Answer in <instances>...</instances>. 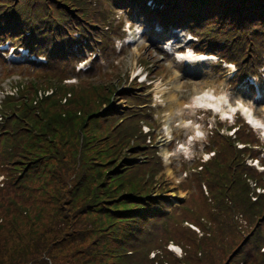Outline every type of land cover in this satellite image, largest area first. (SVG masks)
I'll return each instance as SVG.
<instances>
[{
  "label": "trees",
  "instance_id": "obj_1",
  "mask_svg": "<svg viewBox=\"0 0 264 264\" xmlns=\"http://www.w3.org/2000/svg\"><path fill=\"white\" fill-rule=\"evenodd\" d=\"M76 2L0 0V14L5 20L17 21L23 15L43 20L46 17L43 10L56 14L57 10H64L60 4L79 9ZM154 2L156 17L163 16V21L170 18L178 24L187 23L190 30L199 26L210 28L213 37L217 38L211 49L216 50L221 45L218 53L223 58L236 61L234 57H226L223 51L244 45L241 60L248 59L245 63L249 69L260 65L259 55L264 53V0ZM68 19L75 20L71 16ZM26 26V23L16 24L20 30ZM247 29L249 35L245 34ZM241 30H245L244 38L250 40L247 46L238 35ZM81 88L88 98L81 95ZM97 89L99 86L95 87ZM93 90L89 82H83L64 102L63 94L59 93L44 106H32V113L22 105L23 110L18 108L17 111L24 113L20 123L24 139L11 148L13 154L0 146V172L6 173L0 195L5 197L14 192L18 203V207L8 210L10 213L0 210V226L15 228L20 220L30 226L36 225L43 222L46 207H51V227L55 231L52 236L47 239L39 230V233L30 231L20 238L28 240L19 250L23 256L32 257L30 264H240V260H243L242 264H264V259L259 257H263L259 250L260 244H264L260 237L264 230V216H261V206L251 201L248 187L240 180L232 195L227 194L230 189L225 185V197L209 201L201 190L199 178H195L199 208L191 218L186 214L182 216L198 225L204 235L201 240H196L192 231L178 229V225L174 228V233H179L178 243L184 244L181 260L162 247L158 237L152 243L144 235V229L140 232L147 224L146 219L156 215V206L163 200L156 196L149 198L151 185L143 178L145 166L135 160L136 155L125 153L127 149L124 147L130 141L133 144L129 150H138L141 146L137 140L126 136L130 121L121 115L124 109L120 103L98 119L91 118L87 126L79 130L80 115L99 106L101 97ZM122 98L128 99V96ZM30 129L34 131L31 137ZM27 152L31 155L28 160ZM221 157L224 158L223 153ZM38 192H42L43 207L38 206ZM237 214L247 222V218L252 222L257 218L255 229L241 235L236 230ZM203 217L211 224L206 230L200 223ZM74 235L81 239L82 235L87 236V245L81 246L66 239ZM154 248L160 253L151 259L150 251ZM231 254L232 258L229 257Z\"/></svg>",
  "mask_w": 264,
  "mask_h": 264
},
{
  "label": "rangeland",
  "instance_id": "obj_2",
  "mask_svg": "<svg viewBox=\"0 0 264 264\" xmlns=\"http://www.w3.org/2000/svg\"><path fill=\"white\" fill-rule=\"evenodd\" d=\"M128 1V0H126ZM79 6H81L84 10L88 12L90 15L93 13V17L90 18V20H97L98 19V13H96L95 8L101 9L105 6L104 0H93L91 2H88L86 0H77L76 2ZM60 4V3H59ZM61 7L67 6L68 9L73 10V14L80 11L79 9L72 8L68 4H60ZM64 9V7L62 8ZM85 11V12H86ZM133 15V14H132ZM103 20L99 23V25H106L108 24V21L113 17V14L107 9L106 14H103ZM116 16H119V20L114 19L113 25L110 29L111 34V40H114L118 34H120V30L118 29V26L120 24H123V21L125 22L128 20V18H131V15L124 14V12L118 11V14ZM115 16V17H116ZM141 22H135V23H142L141 29L144 27V31L150 33V35H147L146 33L141 36V39L139 43H135L139 47L132 48L130 45L124 47L120 51L119 54L114 52L112 45L110 44L109 49L105 52H100L99 55V62H97L98 57L89 65L88 61L85 62L80 77H87L89 76L91 80L89 81H82L77 86L74 92L77 91L79 86L83 82H89L90 87L94 89V93L101 97L99 99V106L97 109L92 110L90 112H84L80 115L82 117L80 119V124L78 125L79 130L83 129L87 126L88 122L90 121L91 117L93 119H98L99 117L103 116L104 114H99L98 112L102 107H104L105 104H107V98L112 96V99L114 101V104L112 108L108 111L114 109L116 104L120 101L119 95H112L113 92H115V89H124L128 85V83L132 80H134V75L139 72V70H142L141 78H143L144 75H147L149 72H151V78L152 79V88L151 92L154 94V92L160 93L157 90V84L159 81H162L159 85L163 84V87H166V90L164 93H161L162 96L160 99L163 101H166V105L170 102L172 106L174 105V100L178 98L180 101L187 100L192 95H194L196 92H199L201 90L204 91H210L213 95L219 97V96H226L232 104L236 102L242 101L246 106L249 108H252L254 111V116L262 121L264 123V113L261 111L262 108H264V68H260L258 70V73H260V77H258L257 80H253L252 83L254 84L255 92L251 91L249 89V85L245 84V81L249 84V81L247 79L237 81L236 75L232 79H230L231 72L227 68H222V66L217 68L215 64H212V62H203V63H195V64H185L184 62H176L172 56L166 55L165 52H160V48L162 45V42L164 41V38L171 34V32L167 31L165 34H156L154 29H158V26L150 27V23L145 22V17H140ZM139 18V19H140ZM132 19V18H131ZM134 19H132V22ZM117 21V24H116ZM138 21V20H136ZM125 27V25H124ZM210 29V28H209ZM204 29L203 27L197 28V36L202 39L201 44L205 45L209 40H216V37H213V32L211 29ZM244 31L241 30L238 35L241 36V39L244 41L245 46H247L248 42H250L249 39L244 38ZM186 31H180L179 36H181ZM188 32V31H187ZM190 33V32H189ZM246 35L250 34V30L247 29ZM154 38V39H152ZM195 39H193L194 41ZM189 42L187 46L194 48V43ZM111 43V42H110ZM134 44V45H135ZM214 46V42L212 44ZM221 46V45H220ZM218 46L215 49L217 51L221 50V47ZM244 45H240L238 47H234V49L225 48L223 51V54L228 57L232 58L234 57L236 59L237 65L242 68L244 65H248V63H245L248 61L247 58L242 59L244 55ZM260 56V55H259ZM120 61L117 65L118 67L111 68L110 71L107 72L108 65L113 64L114 62ZM147 61V63H145ZM255 61V59H254ZM252 62V61H251ZM249 62V64L251 63ZM264 64V62H263ZM168 65L177 70L178 76H173L172 73V67L168 68ZM1 66V65H0ZM5 66V63L3 64ZM11 67V65L6 64V71H3V69L0 67V80L4 78V74H6L8 68ZM161 67H165L163 70ZM224 67V66H223ZM12 70H16L19 73H28L31 74L32 72H36V74L40 73L37 72L35 67H30L27 64H21V65H13ZM43 73V72H41ZM87 73V74H86ZM11 80V79H9ZM9 80H4L0 84L3 87L4 85L9 84ZM231 83V85L229 84ZM99 89L95 90V87ZM137 86V85H136ZM105 88V89H104ZM258 89H260L258 91ZM139 89L136 88V91ZM80 91V90H79ZM134 91V92H136ZM100 92H103L104 94H101ZM259 92V93H258ZM81 95L85 98H88L89 96L83 95V88H81L80 91ZM140 93V92H137ZM103 100V102H102ZM81 102V101H80ZM153 105H158L155 102H153ZM120 106L124 109L121 112V115L123 117H126L128 115L134 114L133 108L130 107L129 102H121ZM181 109V108H178ZM7 113H9V110L4 109ZM95 113L93 116L89 118L90 115ZM152 113H155L152 111ZM172 117L175 113H171ZM186 116H191L192 113H183ZM155 117L160 116V113H155ZM241 119L239 115H236L234 117V122ZM163 117L164 120L170 119ZM176 120V119H174ZM22 124H14V126L11 129H8L7 132L4 133V135L1 138V144L3 148H7L10 150L9 154H13L11 148L14 145L15 138L17 139H24V135L22 134ZM35 130V129H34ZM157 133H160L159 129H156ZM31 137L34 134L33 129L29 130ZM205 133V132H204ZM256 133H259V131H256ZM28 137V138H29ZM162 137V136H161ZM160 138V137H159ZM6 142V143H5ZM33 142V141H32ZM20 144L17 143V145ZM72 144V143H71ZM133 144L132 141H130V144H126L124 149H127L125 152L126 155H136V161L139 163H142L144 167V175L143 178L145 179V182H148L151 185V191L150 194L152 195H160L164 198L166 209H168V212L160 211L158 215V219L165 218L168 215L171 216L170 219H165V226H154L152 222L147 223L144 225L143 229L145 231L146 235L152 243L156 241V238L158 237V243L163 247L165 243L168 240H172L174 244L180 246L182 248V245L178 243L177 239L179 236V233H174V228L178 225V229L181 227L179 223L186 219L183 215V213L178 209L175 208L182 204V202H186L187 207L193 206V195L197 198V189L195 188V185L192 183L194 182L192 174L194 172L193 170V164L195 163L196 159L198 158V153L195 151L192 155H194V160H191L189 162H186L182 160L181 158H175V160H172L171 162H168L164 159L162 156V151H166L169 146V142L163 143L159 147V155L162 157L163 160V166L160 164L155 163V159L153 158L154 151L152 150V147H145V148H139L138 150H129V147L131 148V145ZM36 145V143H35ZM205 146V143H204ZM200 148H202V145H199ZM173 153L174 150L170 149ZM29 152V151H28ZM26 153V160L30 158L31 155L29 153ZM25 160V162H26ZM53 163V162H52ZM51 163V164H52ZM238 161L233 160L231 162V168L229 172L234 173L235 168ZM7 168V166H6ZM199 170V169H197ZM18 172V171H17ZM146 172H152L153 177H147L145 176ZM186 175V177H184ZM206 176H208L207 172L205 173ZM50 174V178H51ZM0 180L3 182L6 181V173L0 172ZM71 180H74V176L71 177ZM71 181V182H72ZM54 182V181H53ZM52 182V183H53ZM144 182V184H146ZM51 183V182H50ZM71 184V183H70ZM219 190L224 191V187H222V184L219 183ZM218 190L214 189L213 193H217ZM232 191L229 193L231 195ZM37 194V193H36ZM40 194V195H39ZM42 192H38V206L43 207L44 202L43 196L41 195ZM175 206V207H174ZM13 207H18V203L16 201V195L14 192L6 194L5 197H1L0 195V210H5L9 212L8 210H11ZM51 207H46V214L42 216L43 222H39L36 225L30 226L25 222L24 220L19 221V225L15 228H10L8 226H0V264H30L31 256L25 255L20 252V247L22 244L28 242L27 239H20L24 234L29 233L30 231H33L35 233H39V230L43 232V235L45 238L49 239L53 232H55L53 227H51V220L50 215H52V212L50 211ZM172 210V211H169ZM217 212V210H216ZM10 213V212H9ZM264 216V215H263ZM10 218V216H8ZM12 219V218H11ZM262 220V219H260ZM206 223H209L206 220H203ZM158 223V222H157ZM257 221L254 220V225ZM4 222H2V225ZM210 224V223H209ZM183 226H185V223H183ZM262 227V226H261ZM263 229V227H262ZM160 230V231H159ZM150 231V232H148ZM164 234L165 236L161 235ZM262 233L264 234V230H262ZM200 235V234H199ZM66 239H72L74 240V244H78L81 246H86L88 243V237L82 235V239L76 235L73 237H67ZM81 239V240H80ZM154 240V241H153ZM172 249V248H171ZM183 249V248H182ZM145 250V249H144ZM175 251L174 255L179 257L182 256L181 253L178 252L177 249H173ZM160 253L159 249H152L150 251V257H153ZM234 253V252H233ZM236 253V252H235ZM234 253V254H235ZM233 254H231L229 257L232 258ZM154 257V258H155ZM260 259L262 258L259 256ZM239 263L241 262L238 261ZM34 264H41L40 262H34ZM59 264H62L59 262Z\"/></svg>",
  "mask_w": 264,
  "mask_h": 264
},
{
  "label": "bare ground",
  "instance_id": "obj_3",
  "mask_svg": "<svg viewBox=\"0 0 264 264\" xmlns=\"http://www.w3.org/2000/svg\"><path fill=\"white\" fill-rule=\"evenodd\" d=\"M183 57V56H180ZM193 55L188 52V56L186 57L185 61L190 62L189 60H192ZM159 92L166 91L165 88L158 86ZM192 103L194 106H197V108H201L206 112H212V113H221L222 116H226V113L224 112V107L227 101L224 98L216 97L212 93L204 92L202 95L193 98ZM193 107L190 108V111L193 112ZM230 111L233 113L235 110H239L242 112L243 116L247 119V121L251 125H262L258 120L254 118L253 112L246 108L244 104L240 103L238 104V107L236 109L229 107Z\"/></svg>",
  "mask_w": 264,
  "mask_h": 264
}]
</instances>
